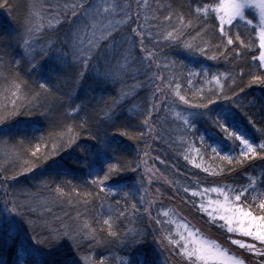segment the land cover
Instances as JSON below:
<instances>
[{
  "label": "trees",
  "instance_id": "1",
  "mask_svg": "<svg viewBox=\"0 0 264 264\" xmlns=\"http://www.w3.org/2000/svg\"><path fill=\"white\" fill-rule=\"evenodd\" d=\"M82 2L84 0H0V115L14 112L7 123L19 122L18 126L25 127L24 136L27 137L23 144L19 142V137H0V177H15V181L9 186H0V212H3L6 202L11 200L25 205L26 214L24 219L17 217L19 226L7 234L0 225V264H17L15 249L20 244L32 235L46 237L49 229L59 228L61 225H88L96 230L100 245L91 252H81V257L87 254L99 260L100 256H105L110 259L111 264H121V257L128 256V251L118 238L108 236L107 225L103 220L110 217L116 232L143 230L148 233V242L132 254L137 264H183L174 252L162 249L152 242L153 236L169 232L176 238V222L170 221H177L179 218L186 220L201 233L217 238L237 254L249 260L254 258V254L232 244L228 239L231 234L199 211L200 198L193 197L184 189L197 184L203 187L247 184L249 178L255 177L257 193H264V185L260 184L264 161L255 159L241 166L234 165L232 171H227L226 162L214 155L208 147L214 142L219 143L225 151L235 147L222 142V134L211 123V118L219 108L204 117H198L200 122L196 125V134L192 135L176 115H187V106L179 103L175 92L179 91L194 103H201L202 94L213 86L211 76L230 72L235 84L229 80L227 87L235 91L237 96L233 98L235 104H229V107H232L241 127L259 139L255 128L264 127V85L251 84L248 75L249 71L260 74L257 71L259 36L251 31L252 26L246 29L241 22L239 30L246 47L240 46L241 54L235 59L231 55L225 59L222 53H230L233 46L218 51V46L222 43L218 27L213 31L212 21L205 24L203 18H195L193 13L198 5L194 0H116L129 17L124 32L117 37L115 48L109 51V56L113 51L119 53L113 63L119 72L120 83L111 87L98 86L91 73L85 72L78 85L71 83L70 75L63 78L53 76L51 91L44 92L38 87L37 81L40 78L37 75L29 76L17 70L15 62L21 59L23 49L13 38L14 33L31 17L34 22L43 25L38 34L40 41H62L69 26L65 22V16L71 15L73 4ZM204 2L210 3L211 0ZM249 11L252 13L249 19L256 16L253 20L255 24L258 16L253 10ZM169 13L172 14L170 19L165 20ZM122 15L118 9L116 18ZM54 16L59 18L58 24L52 20ZM131 28H137L138 31L144 29L146 35L147 30H150L151 34L147 35L144 47L152 53L151 56L140 47L138 40L135 45L130 40L125 43V34ZM173 29L179 31V42L167 38V34ZM199 48H204L206 55L200 53ZM213 56L217 59L213 60ZM253 57L256 59L253 60ZM241 68L244 69L243 73L239 71ZM202 69L207 72L201 71ZM189 80L191 84L188 83ZM153 83L160 87V92H156ZM69 90L78 97L75 102L82 105L79 116L68 113L67 105L63 103L64 94ZM37 92L41 93L39 100L35 97ZM122 92L130 94L122 96ZM227 95H231V92ZM114 100L120 104V120L117 124L135 134L132 138L116 132V139L112 144L113 156L125 161L129 168L124 175L132 179L126 183L130 187L135 185L128 197L123 193H110L106 189L101 191L90 183L87 170L78 161L83 156L81 148L86 149L94 142L80 128H76L80 133L76 144L80 147L73 144L72 147L51 155L52 146L56 145L59 149L63 139L67 138L66 135L61 137L64 124L75 127L82 119H87L93 134L97 130L103 131L105 125L99 119L102 117L100 109L111 105ZM153 104L155 107H152ZM149 108L153 113L149 118V127H140L139 120L143 117H138V114L147 115ZM45 112L48 113L47 117L43 115ZM108 131L110 135L113 134V129ZM200 134L205 136L203 143L200 141ZM37 144L40 148L36 155L43 159L37 160L32 155ZM185 156L189 159L186 160ZM192 159L202 167L196 168ZM53 161L59 162L72 175L58 176ZM29 163H34L37 167L31 172L24 171ZM137 164L140 165L139 169ZM204 167H208L209 172H204ZM218 168L225 170L214 175ZM132 169L136 171H131ZM56 184L64 188L63 194H52ZM41 201L45 202L43 207L40 206ZM134 202L136 210L132 208ZM143 208L151 212L152 219ZM167 210H174V213L164 216ZM155 219L163 222L156 224ZM26 220L34 223L29 225ZM71 258L72 254L65 247L36 259L63 261ZM33 259L28 257V264H32Z\"/></svg>",
  "mask_w": 264,
  "mask_h": 264
},
{
  "label": "snow or ice",
  "instance_id": "2",
  "mask_svg": "<svg viewBox=\"0 0 264 264\" xmlns=\"http://www.w3.org/2000/svg\"><path fill=\"white\" fill-rule=\"evenodd\" d=\"M198 6L195 8L193 15L196 19L203 18L205 24L212 21L213 31L218 27V34L221 44L218 46V51L228 46H233L230 53H222L225 59L231 55L232 59L240 56V46L245 45V41L241 39L240 25L243 22L244 27L252 26L251 31L256 32L259 36L260 54L259 65L257 71L259 75L249 71L250 83L257 85H264V0H211L210 3H205L204 0H194ZM123 15L116 18L117 10ZM191 10V5H189ZM254 9L258 14V20L253 24V19H249L252 13L249 11ZM71 15L65 16V22H68V30L64 34L65 38L62 41L53 42L49 40L47 43L38 39V34L43 25L34 22L33 18H29L21 26L20 30L14 33L13 38L19 46L22 47L23 53L21 59L16 61V68L18 71L26 75H37L40 79L37 81L39 89L44 92H50V83L53 76L63 78L66 75L71 76V83L78 85L84 78L85 72H90L91 76L97 81L99 85H109L110 87L119 84V72L114 66V61L117 60L119 53L112 52L109 56L110 49H114L117 37L124 32L127 26L129 17L127 13L123 12L120 4L116 0H84L82 3L73 4L70 9ZM171 13L165 17V20L170 19ZM182 20L183 17L177 14ZM38 17V14H37ZM74 18V19H73ZM57 24L60 22L58 17H52ZM203 25L201 28L203 29ZM236 31H233V30ZM182 30V29H181ZM150 30H147V35H150ZM146 30L131 28L130 32L125 34L124 40L127 43L129 40L133 45L137 40L141 48L147 52L148 56L152 53L144 47L145 39L147 38ZM179 31H173L167 34L169 40L179 42ZM238 41V44L236 43ZM191 48L190 45H186ZM200 53L204 52V48H199ZM146 57H142L145 59ZM213 60L216 56L211 57ZM253 60L256 58L253 57ZM23 64V67H21ZM201 71L207 72L206 69ZM241 73L244 69H239ZM189 75H192L190 73ZM18 78V77H17ZM147 78V77H146ZM151 79V78H148ZM232 79L230 72H223L213 74L211 76L212 88L207 93L202 94L201 103H194L191 98H186L181 95L179 91L175 92L179 103L186 105L187 115L177 113L186 130L190 131L192 135L196 134V125L200 122L197 118L204 117L219 108L215 116L211 118V123L222 134V142H228L235 147L225 151L219 146V143H210L208 147L212 153L218 158L226 162L225 168L227 171H232V167L247 164L249 161L259 159L264 161V127L255 128L259 139L251 135L248 131L241 127L237 120L236 114L229 104H235L234 97L237 93L231 88L227 87L228 81ZM44 81H48L45 83ZM111 82V83H110ZM191 84V80L188 81ZM153 88L156 92H160V87L153 83ZM17 87H19L17 85ZM179 88V85L176 86ZM243 91V89H240ZM231 92V95H227ZM130 92H122L120 95L127 96ZM32 95V93H29ZM41 93H35L37 100L40 99ZM65 99L63 103L67 105L68 113L73 116H79L82 110V105L76 103L78 99L72 90L65 92ZM27 99V97H25ZM218 101L225 103L218 104ZM120 104L114 100L111 105H107L100 109L102 117H99L101 123L105 125L103 131L97 130L93 134L90 127H88V120L82 119L75 127L72 124H64V135L59 149L56 145L52 146L51 155H56L57 152L64 148H70L80 135L76 128H80L88 135L89 139L94 143L88 148H81L83 156L78 163L82 168L87 170V177L91 184L96 185L101 191L105 189L113 194L119 195L123 193L125 197L132 194V187L126 181L131 180L124 173L129 171L127 163L119 158L113 156L112 144L116 139L115 133L118 132L121 136H129L134 138L135 134L129 132L123 125H118L120 120L118 108ZM152 107H155L153 104ZM66 113V115L68 114ZM14 112H8L0 115V137H19V142L23 144L27 139L24 136L25 127H20L19 122L13 124L7 123ZM47 117L48 113H43ZM153 113L151 108L148 109L147 115L139 113L138 117H143L139 120V126L143 128L149 127V118ZM249 117V123H251ZM108 129H113V134L110 135ZM200 141H205L204 134H200ZM80 147L79 144H76ZM40 145H35L32 155L37 159H43L36 155ZM186 160L188 156L184 157ZM116 161V162H114ZM191 162L196 168H201L202 165L196 163L195 159ZM56 166L57 175H72V173L65 169L57 161H53ZM37 167L34 163L26 165L24 171L31 172L33 168ZM140 165L137 164V169ZM225 168H218L217 173H222ZM131 171H136L132 169ZM204 172H209L208 167L203 168ZM19 175V173H17ZM262 179L260 184L264 185V170L261 172ZM151 180V177H149ZM15 181L14 176L0 177V186L7 187ZM186 193H191L193 197H199L198 209L205 213L213 222L217 223L221 228L226 229L229 235L228 239L232 244L238 246L240 249L246 250L248 253L254 254V259L247 262V264H264V193H257L256 178H249L247 184L228 185L223 184L213 187H203L199 184L192 187H185ZM64 188L60 184L55 185L53 195L63 194ZM210 193H215L216 198L213 199ZM254 193H256L254 195ZM41 201L40 206H44ZM25 205L7 201L3 212H0V225L5 229L6 234L14 227L19 226L17 217L25 218ZM133 210H136L135 202L132 204ZM150 219H152L151 212L147 208H143ZM170 212L174 210H167L164 216H169ZM124 215V213H119ZM111 217L103 220L107 225V234L110 237L119 239L123 248L128 251V256L121 257V264H137V261L132 258L140 247L148 242V233L143 230H126L124 233H119L113 230ZM31 225L32 220H26ZM156 224H161L163 221L155 219ZM175 223L176 221H170ZM182 231L180 227L176 230V238H173L171 232L167 234H160L152 237V242L160 246L162 249H169L174 252L183 264H246L245 259L236 254H230V249L224 248L214 240H208L199 234L197 229L190 227L187 223H182ZM34 231V229H33ZM240 237V238H234ZM15 240V237H13ZM101 241L97 238L96 230L88 225L73 226L61 225L59 228L49 229L48 235L43 238H38L36 235L29 237L27 241L20 244L15 249L17 256V264H28V257H33L32 264H111L109 258L100 256L99 260L85 254L80 256L81 252H91L92 249L100 245ZM43 247H40V246ZM67 247L72 254L71 259L63 261L57 260H43L36 259L44 257L46 254H51L62 248ZM143 264V262H140Z\"/></svg>",
  "mask_w": 264,
  "mask_h": 264
},
{
  "label": "rangeland",
  "instance_id": "3",
  "mask_svg": "<svg viewBox=\"0 0 264 264\" xmlns=\"http://www.w3.org/2000/svg\"><path fill=\"white\" fill-rule=\"evenodd\" d=\"M250 10H253V11L255 12L254 9H250ZM255 13H256V12H255ZM256 14H257V13H256ZM257 16H258V14H257ZM210 194H211V197H212L213 199L216 198V194H215V193H210ZM213 194H214V195H213ZM182 223H187L190 227H193L194 229H196L194 226L190 225V224H189L186 220H184L183 218H179V220L176 221V225H177V227H175L176 230H177L178 227H180V230H181V231L183 230V229H182ZM199 234L202 235L204 238H206V239H208V240H214V241H216L219 245H221V246L224 247V248L230 249L229 247L223 245L222 242H219V241L217 240V238L213 239V238H211L210 236H207V235L201 233L200 231H199ZM230 254H236V255H239V254H237V252L232 251L231 249H230ZM240 256H242V255H240ZM242 257L245 259L246 264H247V262L252 261V260L254 259L253 257H252L250 260H249L248 258H245L244 256H242Z\"/></svg>",
  "mask_w": 264,
  "mask_h": 264
}]
</instances>
